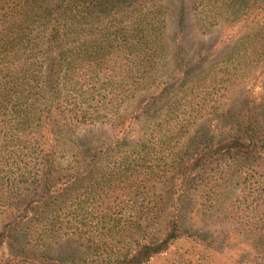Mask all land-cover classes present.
I'll return each instance as SVG.
<instances>
[{
    "label": "trees",
    "instance_id": "trees-1",
    "mask_svg": "<svg viewBox=\"0 0 264 264\" xmlns=\"http://www.w3.org/2000/svg\"><path fill=\"white\" fill-rule=\"evenodd\" d=\"M206 56L234 71L226 94L261 66L264 0H0L5 151H24L32 171L22 179L44 182L33 202L64 204L48 234L86 240L96 252L82 263L30 256L25 248L3 256L10 225L22 227L34 215L27 206L0 227V264H154L173 254L167 264H264V185L257 190L246 171L247 162L264 168V98L231 133L195 142L192 125L218 116L223 105L188 89L200 87L195 69ZM226 182L245 184L243 193L255 185L246 209L212 210ZM192 216L238 225L236 237L249 247L237 259L217 258L208 224L194 225Z\"/></svg>",
    "mask_w": 264,
    "mask_h": 264
},
{
    "label": "rangeland",
    "instance_id": "rangeland-1",
    "mask_svg": "<svg viewBox=\"0 0 264 264\" xmlns=\"http://www.w3.org/2000/svg\"><path fill=\"white\" fill-rule=\"evenodd\" d=\"M170 55L171 53L163 55L164 64L162 69L166 70V73L171 62ZM215 56H206L202 60V64L195 69V72L199 71L200 73L198 77H202V82L204 81L199 84L200 87H196L198 85H191V83L188 87L190 91H195L194 96L197 94L204 96L209 103L214 101L222 103L223 101V105L217 111L218 116L214 117L212 114L204 115L199 118L197 123L192 125L190 133H193L192 131L194 130L192 135L195 142L198 141V137L214 141L222 135L231 133L235 122L241 118L245 110L251 108L252 105L260 103L264 98V63L257 68H251L249 72H244L243 76L235 80L231 92L226 94L223 90L225 82L235 73L234 71L220 67L219 63L215 62L217 60V58H214ZM206 75L211 76L210 80H205L204 76ZM183 92L184 90L180 95ZM190 96L186 94V98H190ZM183 99H185V96ZM258 115V117L262 116V114ZM262 117L264 118V115ZM258 121V126H260L259 131L264 135V119ZM103 131H105V128H101L100 131L96 132L101 136L105 135ZM4 145L0 135V227L7 224L14 215L27 206L32 208L30 213H34V215L22 227L20 225L16 226L17 224L10 225L12 229L9 231L10 238H8V244L7 242H3L1 245L3 256H9L11 252H19L21 248H25L27 250L26 254L30 256L44 254V256L64 260L73 257L75 261H79L80 263L94 260L96 252L87 249L86 240L78 241L75 239L58 238L48 234L47 224L56 215H64V204L57 203L58 200L55 202V199L52 197H49L42 205L33 202L45 190L44 182L38 183V181H34L31 177H28L24 181L21 175L27 171H32L31 168L24 165V151L20 153L15 152L10 156V154L6 153ZM246 167V171L259 181L256 189L260 190V182L264 185V168L249 162H247ZM59 173L62 175V171ZM61 177L57 179L58 183L61 182ZM197 184H193L195 188ZM162 185L163 183L157 185V192H160ZM247 186L248 188L243 193L240 188L246 187L245 184L233 185L229 182L223 184L222 189L215 191L216 200L213 202L212 210L216 209L219 204H222L226 210L231 209L234 212L238 208L246 209L250 205L253 195L255 196L256 193L253 190L254 184L247 183ZM259 210L263 212L262 215L264 216V205L260 206ZM92 220L95 221V218H92ZM190 221H193L194 225L199 226L208 224V230L212 233L209 237L214 239V245L221 251V254L217 258L225 259L226 261L237 259V251L241 248L246 249L249 247L248 241L236 237L234 229L238 227L236 224L227 226L210 217L201 220L192 216ZM92 225L94 224L91 223L90 226ZM95 226L99 227L101 224L97 223ZM222 230L230 231L229 235L221 237L219 232ZM95 236L96 240L100 239L98 235ZM111 242L109 240V244ZM175 255H171L170 259L165 263L164 261H160L154 264H167L172 258L175 259Z\"/></svg>",
    "mask_w": 264,
    "mask_h": 264
}]
</instances>
